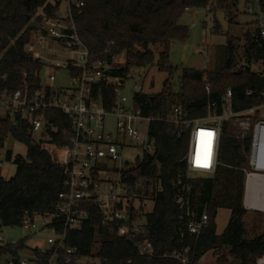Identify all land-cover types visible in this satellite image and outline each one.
Returning a JSON list of instances; mask_svg holds the SVG:
<instances>
[{"label":"trees","instance_id":"16d2710c","mask_svg":"<svg viewBox=\"0 0 264 264\" xmlns=\"http://www.w3.org/2000/svg\"><path fill=\"white\" fill-rule=\"evenodd\" d=\"M64 1L0 0V92L27 85L39 87L44 63L35 59L26 47L43 17H56ZM73 1L72 17L93 57L109 59L124 53L126 65L117 73L126 77L132 66L154 64L156 56L152 46L157 44L163 47L156 62L159 70L173 76L174 68L169 64L171 44L184 42L189 37V28L180 23L185 11L209 7L213 14L219 7L228 22L235 23L234 11L239 0ZM75 2L84 5L77 8ZM259 5L264 11V0H260ZM254 26L244 35L243 45L240 39L228 36L221 69L184 68L178 88L167 79L157 93L134 95L142 114L151 117L149 134L155 140L156 152L138 157L135 164L124 171L123 180L140 199L154 204L142 220L156 257L141 256L125 237L118 235L115 226H104L95 203L85 205L89 219L69 235V243L78 246L81 254L97 250L107 258L105 264H180L165 257L174 252H188L194 264H200L210 252L218 254L217 264H224L227 259L221 255L223 250H228L226 257L237 264H256L257 259L264 256V223L262 234L251 237L244 221L248 211L243 206L245 173L240 168L249 148L248 139L241 138L238 129L225 122L219 144L221 164L216 173L191 178L185 161L188 134L183 127L168 120L175 107H181L189 118L212 113L211 103L219 101L229 88L234 92L236 110L264 101V83L250 66L264 60L259 21L256 20ZM213 28L218 29L216 22ZM239 59H244L248 65L236 68ZM105 91L112 102L113 90ZM47 115L51 125L41 137L49 139L37 140L28 122L20 120L18 129L0 114V149L9 137L27 147L26 156H14L12 151L6 154L8 160L14 158L17 168L10 179L0 173V232L4 227L20 226L27 214L52 213L59 202V193L65 190L66 166L56 161L53 148L64 144L70 122L59 110H50ZM54 127L58 129L55 131ZM222 209L229 210L230 219L223 232L218 233L216 220ZM205 214L207 226L198 235L190 234V222ZM9 253H16V249L0 245V257Z\"/></svg>","mask_w":264,"mask_h":264},{"label":"built area","instance_id":"2783aa9c","mask_svg":"<svg viewBox=\"0 0 264 264\" xmlns=\"http://www.w3.org/2000/svg\"><path fill=\"white\" fill-rule=\"evenodd\" d=\"M244 2L249 6L247 11L259 21L260 37L264 41V11L260 0ZM66 3L65 12L61 7L56 17L44 16L39 29L34 31L36 42L47 43L55 51L60 49L66 54L42 59L39 52L33 51V44L26 47L35 59L44 63V68L51 67L62 73L65 80L59 82L56 74L50 73L45 83L40 75L38 88L27 85L0 92L3 118H9L18 129L20 120L28 122L37 140L49 139L41 136L51 125L47 115L50 110L61 111L70 122L64 144L53 148L56 161L66 166L65 190L59 193V202L52 213L26 215L20 226L29 230L28 235L7 242L0 232V245L16 249V253L7 254L5 264H105L107 258L99 255V251L81 254L79 247L68 240L70 233L89 219L85 205L91 203L99 207L104 226H115L118 235L125 237L141 256L155 258V247L142 220L151 212L149 203L152 201L140 199L123 180L124 171L134 165L138 157L156 152L155 140L149 134L151 117L144 116L134 101L135 93H145L144 86L135 83L131 99L122 94L129 76L117 73L123 68L118 56L93 57L72 17L74 1L66 0ZM83 5V2H75L77 8ZM253 64L260 66L259 71H252L264 83V60ZM106 89L113 90L112 102ZM210 107L212 113L199 118H189L181 107H175L168 118L188 134L185 157L188 175L198 173L210 177L216 173L221 164L219 144L223 126L230 122L241 138L249 141L245 162L240 168L245 173L243 206L247 211L264 213V101L236 110L234 92L229 88ZM142 125H147L145 132L141 130ZM128 150L136 153L132 159L125 157ZM207 224V214L193 219L188 225L190 234H200ZM44 231L48 232L44 244L26 245L29 236ZM165 257L180 264H194L188 252H174ZM257 263L264 264V256L258 258Z\"/></svg>","mask_w":264,"mask_h":264},{"label":"rangeland","instance_id":"374dc122","mask_svg":"<svg viewBox=\"0 0 264 264\" xmlns=\"http://www.w3.org/2000/svg\"><path fill=\"white\" fill-rule=\"evenodd\" d=\"M62 9L66 10V1L62 2ZM69 7V6H68ZM247 4L244 0H239L238 5L234 11V21L235 23H229L225 17L224 12L219 7L210 13V9L199 8L190 9V11H185L183 17L180 19V23L189 28V37L186 41H173L171 44L169 64L174 68L173 76L168 75L167 72L160 71L157 66V60L159 53L163 50V47L159 44L153 45L152 49L155 52L156 60L153 65L146 67H130L128 73V81L126 87L122 90V94L126 95L131 99L134 95L135 88L134 84L138 83L144 86L145 93L154 94L162 90L164 81L168 79L169 83H173L175 88H178L179 77L184 68H193L201 71H214L219 70L225 63V53H226V42L228 36H233L240 39V45L244 44V35L248 31L254 29V23L256 17L247 11ZM215 14V18H214ZM215 22L218 24V29L214 30ZM37 32V31H36ZM37 33H32L31 41L29 44H33V51L39 52L42 59L55 58L56 55L64 56L65 51L58 49L54 50V47L48 45L47 43L36 42ZM242 47V46H241ZM239 54L242 55V48H240ZM240 55V57H241ZM118 63L121 67L126 65V56L124 53L117 57ZM244 59H239V63L236 68L244 67ZM251 69L253 71H259L260 66L258 64H251ZM50 73H55L57 76V81L63 82L65 77L62 73H59L52 69L51 67H45L41 76L43 82H48V76ZM207 79H205V82ZM208 86L207 88H209ZM232 124V123H231ZM147 125H142L141 130L145 132ZM38 138V136H35ZM8 151H12L13 155H23L27 154V147L20 141L9 137L4 147L0 149V173L6 179H10L16 173V163L14 158L8 160L6 154ZM134 150H128L125 152V157L133 158L135 155ZM191 178H205L203 175L198 173L189 174ZM150 202V200H148ZM153 202L149 203V209L152 211ZM230 219V212L227 209H222L219 211L217 217V232L221 233L225 229ZM246 227L249 232V236L256 237L263 232L264 214L257 211H248L244 218ZM29 234V230L22 226L17 227H4L1 231V235L5 237V241L12 242L18 241L22 237ZM48 236V232H40L37 235L29 236L26 240V245L33 247L35 245L44 244L45 239ZM210 252L205 255L200 260V264H217L218 254H213ZM228 250H223L221 255H225L227 262L224 264H237L232 260L231 257L227 256ZM9 258L8 255H2L0 257V264H5V261ZM256 264H258L256 262Z\"/></svg>","mask_w":264,"mask_h":264},{"label":"snow or ice","instance_id":"6c2138e0","mask_svg":"<svg viewBox=\"0 0 264 264\" xmlns=\"http://www.w3.org/2000/svg\"><path fill=\"white\" fill-rule=\"evenodd\" d=\"M204 166H207V165H204Z\"/></svg>","mask_w":264,"mask_h":264}]
</instances>
